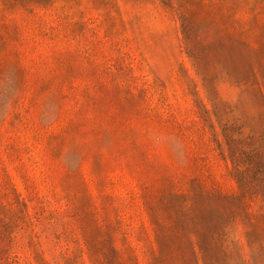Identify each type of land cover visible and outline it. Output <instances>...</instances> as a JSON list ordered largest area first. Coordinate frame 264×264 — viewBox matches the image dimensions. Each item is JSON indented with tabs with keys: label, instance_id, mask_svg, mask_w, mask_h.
Wrapping results in <instances>:
<instances>
[{
	"label": "rangeland",
	"instance_id": "rangeland-1",
	"mask_svg": "<svg viewBox=\"0 0 264 264\" xmlns=\"http://www.w3.org/2000/svg\"><path fill=\"white\" fill-rule=\"evenodd\" d=\"M0 264H264V0H0Z\"/></svg>",
	"mask_w": 264,
	"mask_h": 264
}]
</instances>
